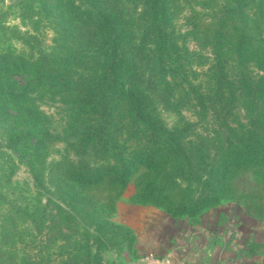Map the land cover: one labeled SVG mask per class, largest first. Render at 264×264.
<instances>
[{
    "label": "trees",
    "instance_id": "trees-1",
    "mask_svg": "<svg viewBox=\"0 0 264 264\" xmlns=\"http://www.w3.org/2000/svg\"><path fill=\"white\" fill-rule=\"evenodd\" d=\"M79 2L43 0L56 11L46 14L56 28L51 51L17 63L0 55V75L22 80L0 77V121L14 123L0 151L27 165L35 189L0 209V264H103L101 250L128 239L94 202L86 205L76 185H122L144 167L153 175L141 198L193 216L220 201L232 172L255 163L254 173L264 176V0H219L204 31L212 62L197 84L175 78L184 53L171 26V0ZM249 61L263 72L254 76ZM44 97L69 105L66 147L78 159L62 154L46 162L53 135L35 104ZM185 101L199 118L219 122L222 135L194 136L183 116L168 127L157 103ZM239 103L243 121L233 126ZM12 172L2 170L0 182ZM4 196L0 191L9 201Z\"/></svg>",
    "mask_w": 264,
    "mask_h": 264
},
{
    "label": "rangeland",
    "instance_id": "rangeland-1",
    "mask_svg": "<svg viewBox=\"0 0 264 264\" xmlns=\"http://www.w3.org/2000/svg\"><path fill=\"white\" fill-rule=\"evenodd\" d=\"M42 2L43 0H0V55L9 53L16 63L19 61L18 57L35 60L38 50L48 52L56 45L53 41L57 37L56 28L52 24L53 17L46 16L54 15L56 11L52 5L45 9ZM218 3L219 0H171V26L177 35L181 55L184 53L182 72L177 73L175 78L182 77L183 83L189 81L197 84L207 79L205 73L212 62V48L204 38V31L217 12ZM75 4L82 6L79 0H75ZM27 35L36 38L30 41V36ZM231 62L234 64L236 61ZM248 69L254 76L263 72L252 61H249ZM10 75L4 71L0 77L5 80ZM10 78L22 82L16 74H12ZM186 102L174 106H165L158 102L156 109L159 117L168 127H172L179 123L180 116H183L193 123L191 134L194 136L213 140L222 135L221 131H218L222 130L219 129V122L211 116L199 118ZM35 104L46 115L53 135L52 140L47 143L46 162L57 159L62 154H67L72 160L78 159V156L66 147L67 126L70 121L69 105L59 99L46 97L37 99ZM234 112L235 120L231 124L236 126L237 121H243L244 106L239 103ZM11 127H14V123L0 121L1 142H4L5 133ZM17 127L18 124L15 128ZM256 166L251 163L232 172L220 201L203 208L193 216L173 215L168 204L143 200V183L153 175L144 167L134 170L122 185L110 179H103L95 184L76 185L78 196L84 199L85 203L88 200L94 202L103 217L121 226V233L128 238L122 241L118 248L108 247L101 250L103 264H132L141 254H160L156 248L170 235H181L190 225L206 222L208 218L216 219L219 215L227 216L240 233L239 244L243 254H248L250 264H264V176L254 173ZM2 170L5 173L13 170L10 180L2 178L0 182V191L5 194L4 198L9 199L0 200V209L5 212L14 197H19L16 199L18 203L21 196L32 195L35 189L27 165L5 148L0 151V176ZM178 182L181 186L186 184L184 180ZM45 199L46 195L40 194L38 200L41 204ZM50 207L52 206L48 205V208Z\"/></svg>",
    "mask_w": 264,
    "mask_h": 264
},
{
    "label": "crops",
    "instance_id": "crops-1",
    "mask_svg": "<svg viewBox=\"0 0 264 264\" xmlns=\"http://www.w3.org/2000/svg\"><path fill=\"white\" fill-rule=\"evenodd\" d=\"M234 227L225 215L208 218L190 225L181 235H170L156 249L158 255L170 256L171 264H250ZM141 257L142 254L132 264H142Z\"/></svg>",
    "mask_w": 264,
    "mask_h": 264
},
{
    "label": "built area",
    "instance_id": "built-area-1",
    "mask_svg": "<svg viewBox=\"0 0 264 264\" xmlns=\"http://www.w3.org/2000/svg\"><path fill=\"white\" fill-rule=\"evenodd\" d=\"M142 264H171V258L168 255H158L148 252L141 257Z\"/></svg>",
    "mask_w": 264,
    "mask_h": 264
}]
</instances>
